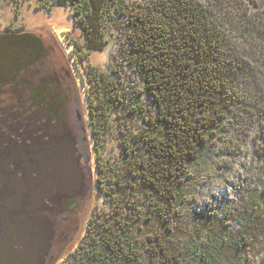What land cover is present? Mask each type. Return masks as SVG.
I'll return each instance as SVG.
<instances>
[{
    "label": "trees",
    "instance_id": "obj_1",
    "mask_svg": "<svg viewBox=\"0 0 264 264\" xmlns=\"http://www.w3.org/2000/svg\"><path fill=\"white\" fill-rule=\"evenodd\" d=\"M57 5L68 6L80 28V57L104 48L112 24L124 29L121 57L142 82L146 106L139 98L128 101L114 77L121 75L118 69L108 73L90 63L82 69L98 187L106 198L134 196L137 219L149 210L154 221L169 224L184 200L190 169L208 147L219 145L222 134L227 143V137L256 126L255 134L264 140V9L251 11L243 0L36 2L46 10ZM24 37L18 46L43 50L35 36ZM124 107L141 113L144 125L124 134L121 164L102 162L109 115ZM126 225L116 218L113 223L92 218L66 264H140L141 248L126 235ZM170 231L166 235L160 226L147 234L145 264H218L208 248L181 245ZM204 240L208 247L212 239Z\"/></svg>",
    "mask_w": 264,
    "mask_h": 264
},
{
    "label": "rangeland",
    "instance_id": "obj_2",
    "mask_svg": "<svg viewBox=\"0 0 264 264\" xmlns=\"http://www.w3.org/2000/svg\"><path fill=\"white\" fill-rule=\"evenodd\" d=\"M121 1L136 5L148 2ZM36 2L0 0V34L10 31L9 36L17 40L26 39L24 35L35 36L48 47L45 63L48 66L50 63L57 65L58 69H64L68 74L72 80L74 116L84 135L83 150L90 168L86 203L84 201L85 205H80L73 213V229L64 243L60 240L65 227L57 232L55 246L45 264H66L72 259L71 252L83 242L87 235L86 226L95 217L109 223H113L115 218L126 221V235L141 248L140 264L148 262L144 249L147 234L160 226L166 235L169 228L172 240L179 241L181 245L194 249L199 244V248H208L218 264H264V140L255 134L256 126L247 135L233 139L227 137L230 139L227 143L222 134L217 140L219 145L205 150L190 169L184 183V200L176 208L169 224L154 221L149 210H142L141 217L137 219L134 196L121 200L118 196L106 198L98 187L97 154L89 123V88L82 69L87 63L108 73L111 69H118L121 75L114 77L128 101L134 102L139 98L146 106L148 97L141 88L142 82L121 57L122 49L126 47L121 44L124 29H119L117 23L112 24L104 48L91 50L85 57H80L76 46L81 45L83 38L79 26L73 23L70 8L57 5L46 10L36 7ZM243 3L251 11L264 9V0H243ZM124 19V16L121 17V20ZM127 109L130 108H116L109 115L111 130L105 136L102 162L121 164L123 153L120 141L124 134L136 133L144 125L141 113H133V109L128 112ZM206 235L212 239L208 247L202 244Z\"/></svg>",
    "mask_w": 264,
    "mask_h": 264
},
{
    "label": "flooded vegetation",
    "instance_id": "obj_3",
    "mask_svg": "<svg viewBox=\"0 0 264 264\" xmlns=\"http://www.w3.org/2000/svg\"><path fill=\"white\" fill-rule=\"evenodd\" d=\"M10 33L0 34V264H45L57 232L65 227L60 240L64 243L73 229V213L86 203L89 160L74 116L72 80L64 69L45 63L46 43L43 50L24 49ZM8 177L32 189L34 196L26 199L33 209L28 202L27 212L18 217L2 212ZM75 182L81 185L78 190H61ZM42 185L50 187L43 196L44 209L36 206ZM44 216L53 235L42 259Z\"/></svg>",
    "mask_w": 264,
    "mask_h": 264
},
{
    "label": "water",
    "instance_id": "obj_4",
    "mask_svg": "<svg viewBox=\"0 0 264 264\" xmlns=\"http://www.w3.org/2000/svg\"><path fill=\"white\" fill-rule=\"evenodd\" d=\"M7 185L5 187V193H4V201H3V209L2 212L5 214H8L9 217H18L20 214H24L27 212V207H28V202L30 203L31 209H33V202L30 201H26V199L29 198L33 200L34 196L32 195V193L30 192L32 189L29 188H23L20 184L19 181L17 179L14 180V178L8 177L7 180ZM87 185V183H86ZM80 186H77V183L75 182V185L73 187H69V189H67L66 187H62L61 190L63 191H69L71 189L78 190ZM59 189V188H58ZM40 196L39 199L40 201H38V203H36L37 208L40 207L41 209H44L45 207V203L43 201V196L50 192V187L49 186H41L40 189ZM47 192V193H46ZM37 198V195H36ZM59 206V203H58ZM42 223L43 226L45 227L44 230L42 231V237L46 238L45 242H44V247H43V251H42V259L46 256V254H48L49 250H50V242H51V238H52V228H51V223L50 220L42 217ZM46 232V234H45ZM47 235V236H46ZM46 236V237H45ZM33 246H31V250H33ZM29 249L27 248L26 252H28Z\"/></svg>",
    "mask_w": 264,
    "mask_h": 264
}]
</instances>
